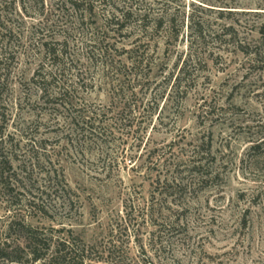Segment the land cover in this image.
I'll return each instance as SVG.
<instances>
[{"label":"rangeland","instance_id":"obj_1","mask_svg":"<svg viewBox=\"0 0 264 264\" xmlns=\"http://www.w3.org/2000/svg\"><path fill=\"white\" fill-rule=\"evenodd\" d=\"M113 4L174 14L184 31L142 39L134 68L139 33L108 26ZM93 6L82 21L70 0H0V264H46L65 240L89 264H264V146L251 150L264 140V57L237 44L259 42L264 0ZM192 17L220 37L197 44L202 61L181 77ZM44 43L64 50L61 68ZM38 72L68 94L42 97ZM78 110L104 121L102 141L72 123ZM31 230L51 246L45 261Z\"/></svg>","mask_w":264,"mask_h":264},{"label":"trees","instance_id":"obj_2","mask_svg":"<svg viewBox=\"0 0 264 264\" xmlns=\"http://www.w3.org/2000/svg\"><path fill=\"white\" fill-rule=\"evenodd\" d=\"M20 1L23 2V0ZM98 1H102L105 3L107 0H70V3L72 4L75 11L81 12V19L83 21V14L87 12L92 13L94 9L93 5ZM113 9L118 15H116V13L113 12L110 21H108V26L110 25L115 26L114 29L118 34H122L124 31L129 32L128 29L131 26L133 29L132 30L133 33L136 32L139 33V37L136 39V41H140L141 44L136 46L134 50H132L133 56H131L132 62L134 63L133 64L134 68L135 65L138 67H142L145 64L146 61L145 55L147 53V47L145 46L146 42L144 41H146L149 37L152 38L156 34H160L164 30L168 35V39H173L177 42L182 32L184 31L185 26L181 27L180 29H177L175 15L174 14L172 16L168 15L167 12L165 11H163L162 15L157 16L156 18L154 17L152 18L151 13H148L147 10L143 12L141 10H138L137 8L135 10L129 7L120 8L119 6H116V4H113ZM149 10L151 11V9ZM168 16H170V20L168 19L169 22L165 28V20L166 17ZM189 19L191 20L189 22L190 25H188L187 29L190 33L188 35L190 55L188 59L182 62L181 68L179 69V75L181 74V77L187 76L188 68L191 67L192 64H198L202 61V58H200L199 56L200 53H198L195 48L197 44L198 45L200 44V46H204L207 44L208 38L218 39L220 37L215 33L208 34L207 32L208 30L206 29L207 26L203 22L195 21L194 17ZM226 31L227 33H225V35H228L230 37V41L236 40V38H238V34H236L235 30L232 27H228ZM256 31L260 36L259 42H257L256 44H251L250 42H245V41L241 42L239 40L237 44L240 51H242L247 57H250L252 62L257 63L260 62V60L264 57V25L258 27ZM232 32H234V34ZM145 38L146 40H142ZM97 45L98 43L95 42L90 46L92 49H96ZM43 46L46 50V56L48 60L51 62V64L53 66L61 68L60 66L61 61L58 60L59 57L58 53L60 52V55L64 56L65 54L64 50L59 51L56 48H50L48 43H44ZM176 67H178V65ZM57 70H59V68H57ZM40 73L41 72H38L34 81L38 86L39 90L42 92L43 95L42 97L51 95L52 93L51 92L52 89L50 90L51 83L52 81L56 83V80L53 78L52 73L47 74L46 77L44 75H41ZM50 78L52 79L50 80ZM182 83H183L182 78H179V81L177 83V88H180L182 86ZM54 88L57 89L58 86L55 85ZM55 89L52 91L53 92L55 91L56 94H58L60 97H63L66 94H68V91L62 88H58V90ZM60 101L57 100V102L55 103L64 106L65 108L68 107L67 110L73 112L72 110L73 105L69 106L64 101L62 100ZM76 112L77 114L72 113L71 119H72V123L75 126L80 127V132L87 134L88 139L92 140V138L97 137L98 141L101 140L99 137H102L100 132L102 129L101 127L104 124V121L101 118H99L97 114H94V112H89V115L92 116H88L86 113L80 110ZM263 146H264V140L258 144H255L251 148L252 154H255L256 151L262 149ZM31 233L32 236H29V240L37 248V251L33 252L34 262L45 261L46 259H48L51 246L45 245L44 247H42L41 246L42 235L36 233L33 230H31ZM77 247L78 246L77 245L75 246V243H73L71 240L70 241L65 240L61 242V244L58 246L54 254L48 260V263L46 264H89V262H91L92 260L85 246H83V248L81 249ZM40 248L42 250H40ZM5 251H7V247L6 248L0 247V253ZM1 257L6 258L11 262L21 263V260L11 258L9 254H5L4 256Z\"/></svg>","mask_w":264,"mask_h":264}]
</instances>
